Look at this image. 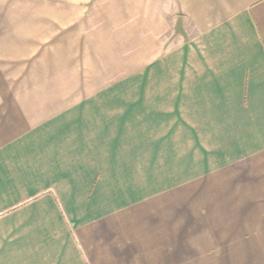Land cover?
<instances>
[{
    "label": "crops",
    "instance_id": "crops-1",
    "mask_svg": "<svg viewBox=\"0 0 264 264\" xmlns=\"http://www.w3.org/2000/svg\"><path fill=\"white\" fill-rule=\"evenodd\" d=\"M0 264H264V0H0Z\"/></svg>",
    "mask_w": 264,
    "mask_h": 264
}]
</instances>
